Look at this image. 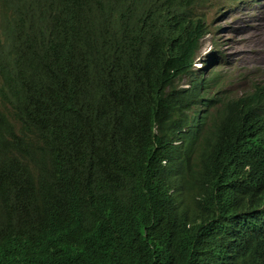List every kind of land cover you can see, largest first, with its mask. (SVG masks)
I'll return each instance as SVG.
<instances>
[{
    "label": "trees",
    "instance_id": "1",
    "mask_svg": "<svg viewBox=\"0 0 264 264\" xmlns=\"http://www.w3.org/2000/svg\"><path fill=\"white\" fill-rule=\"evenodd\" d=\"M218 6L0 0V264H264V84L194 67Z\"/></svg>",
    "mask_w": 264,
    "mask_h": 264
},
{
    "label": "rangeland",
    "instance_id": "2",
    "mask_svg": "<svg viewBox=\"0 0 264 264\" xmlns=\"http://www.w3.org/2000/svg\"><path fill=\"white\" fill-rule=\"evenodd\" d=\"M219 9L216 37L213 42L206 39L200 60L210 54L211 45L220 48L224 76L219 95L245 96L254 91L255 84H264V0H223ZM203 10L207 12L208 7ZM214 18L211 11L209 21ZM201 65L199 61L196 68L201 70Z\"/></svg>",
    "mask_w": 264,
    "mask_h": 264
},
{
    "label": "clouds",
    "instance_id": "3",
    "mask_svg": "<svg viewBox=\"0 0 264 264\" xmlns=\"http://www.w3.org/2000/svg\"><path fill=\"white\" fill-rule=\"evenodd\" d=\"M222 1L223 0H219V6L222 3ZM219 6L213 11L214 15L217 16V18H214L211 21H209V20L207 21V24H208V26L210 28V32L211 33L209 35H206L202 39V41H201L202 43L199 45V49L195 53V57H194L195 64H194V67H195L197 73H199V74L200 73H202V74L206 73L207 76H211L210 71L214 70L216 73L220 74L221 79H222L223 76H224V70H223V65L220 62L221 59L223 58L222 50L220 48H218V47H216L214 45H211L212 48L210 50V54L208 56H206L204 59L200 60V58H201V56L203 54L205 45H206V39H209L210 42H213L215 37H216L215 26H217L219 21L218 22H215V21L217 19H219L221 17V15H222V11L219 9ZM199 61L202 64L201 65L202 66L201 70L196 68V65L199 63ZM238 97H242V96L240 94H235L234 98H238Z\"/></svg>",
    "mask_w": 264,
    "mask_h": 264
}]
</instances>
